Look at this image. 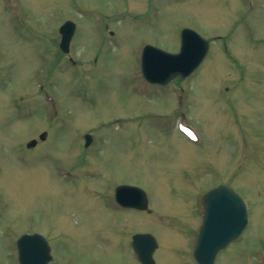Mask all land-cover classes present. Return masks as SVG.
<instances>
[{
  "label": "rangeland",
  "instance_id": "1",
  "mask_svg": "<svg viewBox=\"0 0 264 264\" xmlns=\"http://www.w3.org/2000/svg\"><path fill=\"white\" fill-rule=\"evenodd\" d=\"M68 19L77 27L67 54ZM185 27L211 43L180 104L176 81H144L141 52L177 51ZM0 86V264H19L17 241L31 231L76 264H96L97 253L137 264L99 226L121 182L148 196L133 230L154 235L159 264H197L201 198L219 183L244 198L249 223L215 264H264V0H0ZM230 98L245 111V156L222 130ZM183 114L197 142L179 131ZM43 130L49 139L27 148Z\"/></svg>",
  "mask_w": 264,
  "mask_h": 264
},
{
  "label": "water",
  "instance_id": "2",
  "mask_svg": "<svg viewBox=\"0 0 264 264\" xmlns=\"http://www.w3.org/2000/svg\"><path fill=\"white\" fill-rule=\"evenodd\" d=\"M76 24L68 20L61 27L60 47L70 51V43ZM210 42L192 28L181 32V46L178 52H168L147 44L142 51L141 69L144 77L153 83L166 84L171 79L187 77L201 64L209 50ZM46 136L41 134L43 139ZM91 136L87 135L89 145ZM31 140L28 146L35 145ZM129 193L128 205L140 209L148 207L146 192L138 186L122 185L118 194ZM119 197V196H118ZM125 203V204H127ZM204 216L194 255L199 264H214L219 250L235 240L248 224L247 206L242 197L229 186L222 184L208 191L202 198ZM20 264H47L50 250L45 237L39 233L23 234L18 239ZM134 247L139 258L146 264H152V254L156 248L155 237L151 234H136Z\"/></svg>",
  "mask_w": 264,
  "mask_h": 264
},
{
  "label": "flooded vegetation",
  "instance_id": "3",
  "mask_svg": "<svg viewBox=\"0 0 264 264\" xmlns=\"http://www.w3.org/2000/svg\"><path fill=\"white\" fill-rule=\"evenodd\" d=\"M173 81H176V84L173 85V87H175L173 91H174L175 95L179 98L180 94L183 93V91H184V88L181 86V83L183 82L182 79L172 80L166 85H154V86L155 87L158 86L159 88L167 87ZM235 86L239 87V84H235ZM0 88H1V86H0ZM158 92H162V91L159 90ZM230 99L231 100H229V101H225V103H227V105L223 102L224 100L222 101V103L225 104L228 111L230 110V112L232 113V115L234 117L232 116V119H230V123L228 122L227 125L222 128V130L224 131V136L226 137V140L229 142V145H233V144L235 145V147L232 149V154L233 155L235 154L238 157L242 156V155L245 156L247 149L245 146L246 144H245V139H244V135H245L244 132L247 128L245 126H242V124H240V117H241L240 115L245 114V111L242 109H237L236 106H238V103L235 104V102H234L235 100L232 98H230ZM176 106H177V104L174 105L173 108H176ZM43 132H46V136L43 139L38 138V141L35 143V145L32 147V149L37 148L38 146H40L41 144H43L44 142H46L49 139L50 131L48 132L47 130H43L41 133H39V137ZM237 147L241 148L239 152H237V150H236ZM87 148H89V147H87ZM87 148L85 149V151L87 150ZM225 163H226V161H225ZM225 172H223V173H225ZM219 175L220 174H218L216 176L218 177ZM212 176L215 177V175H212ZM121 183H126V182H121ZM115 186H117V185H115ZM108 210L109 211L111 210V212H110V216H109L108 220L106 221V224H99V226H100L101 230L102 229L104 230V228H105L106 229V230H104L105 235L110 237V239H109L110 242L108 244H109V247L111 246V248H112L111 251H113V250L117 251V253H119V257H121V256L124 257L127 254H129L133 259H135L137 261V264H144L142 261L139 260L137 254L135 253L134 247H133V236L136 233L133 230L134 222H133V213L132 212L134 211V208L124 207V206L120 205L118 203V201L116 200L115 190H114V192L112 193V197H111V205H110V207H108ZM34 232H36V231H34ZM112 235L114 237H112ZM47 241H48V239H47ZM48 244H49V250H50V254H51V259H50L48 264H76V262L74 261L76 254L72 253L70 250H67V249H63L62 251H60L58 249V251H56L54 254L52 245L49 241H48ZM158 248H159V245L157 246L156 250ZM101 249H102V247H101ZM156 250H155V252H156ZM155 252L153 253V258H154L153 264H159L157 262V260L155 259ZM61 258H63V259H61ZM95 258H96V264H103L104 260H105V262L108 261V264H111L109 262L111 257L109 259H104V258L100 257L99 253H97L95 255ZM119 264H127V263H125L123 261V259H121Z\"/></svg>",
  "mask_w": 264,
  "mask_h": 264
}]
</instances>
